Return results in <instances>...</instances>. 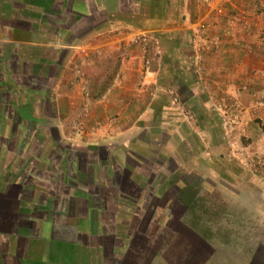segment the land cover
<instances>
[{"label": "crops", "instance_id": "1", "mask_svg": "<svg viewBox=\"0 0 264 264\" xmlns=\"http://www.w3.org/2000/svg\"><path fill=\"white\" fill-rule=\"evenodd\" d=\"M214 2L0 0V264H264L262 244L259 252L245 249L241 257L229 259L217 232L195 207L203 192L215 187L208 176L230 170L210 167L212 154L205 152L188 158L194 168L183 173L200 183L165 185L167 176L183 172L182 159L168 153L167 140L136 137L147 129L141 122L150 104L133 120L125 116L132 104L124 101L129 90L118 89L119 80L151 84L158 74L138 69L145 61L136 43L140 34L153 39L152 47L161 53L153 62L166 64V50L174 51L171 42H182L191 32L180 24L181 17L197 23L214 10ZM204 31L210 46L216 30ZM233 42L228 48L235 61L227 68L216 55H207L205 73L212 84L242 74ZM102 73L112 82L101 99H89L87 80L92 88ZM209 89L212 95L223 92ZM92 104L107 108L110 116L123 111L124 120L83 136L79 131L86 124L74 116L89 112L102 118L93 114ZM234 128L229 125L228 131ZM153 143L158 151L149 147ZM92 147L103 150L105 160L79 151ZM129 154L175 167L170 172L161 164L149 171L133 168ZM190 187L197 191L194 197Z\"/></svg>", "mask_w": 264, "mask_h": 264}, {"label": "rangeland", "instance_id": "2", "mask_svg": "<svg viewBox=\"0 0 264 264\" xmlns=\"http://www.w3.org/2000/svg\"><path fill=\"white\" fill-rule=\"evenodd\" d=\"M214 4V10L202 16L197 23L186 14L181 17L180 24L185 22L191 27V32L182 42L181 38L171 42L170 47L174 51L166 50V64L153 62L161 53L152 47L153 39L140 34L136 43L140 45L145 61L138 69L141 72L155 70L158 74L151 84L145 80L128 83L119 80L118 89L129 90L130 95H124V101L132 104L125 116L133 120L142 115L144 107L150 104L141 122L147 129L138 130L136 137L149 140L151 136H156L158 141L167 140L168 153H175L182 159L183 172L167 176L165 185L170 186L181 180L191 185L200 183L199 178L183 173L194 168L188 158L201 157L205 152L212 154L209 157L210 167L230 170L227 174L208 176V181L215 187H208L197 199L195 207L203 222L215 229L217 238L226 246L224 251L230 254L227 257L231 259L241 257L245 249L249 252L254 248V251L259 252L258 246H264V5L256 0H215ZM179 18L178 15L175 17ZM208 27L209 31L216 30L215 34L213 32L215 36L209 39L210 46L203 38L204 29ZM230 40L234 41L231 48L236 52L235 57L241 60L237 63L243 72L236 80L216 78L215 84H212L205 73L207 55H216L215 61H220L227 68L235 61L231 59L234 51L228 48ZM211 63L209 61L208 66ZM87 81L91 95L89 99L92 100L101 99L99 94L107 91L112 82L104 77V73L97 75L92 88L89 79ZM212 86L223 92L217 90L214 95L209 94V87ZM197 87L203 92L200 90L193 95L191 89ZM230 87L234 88V94L226 93ZM207 100L212 103L209 110L204 106ZM91 109L94 110L93 114L96 111L102 113V118L94 119L89 112L90 118L85 116L87 112H79L74 116L86 124L82 122L85 131H79L83 136L87 132H103L107 130L105 127L111 124L118 126L124 120L123 111L110 116L106 112L108 109L103 106L92 104ZM229 125L235 128L228 131ZM165 135L168 136L166 139ZM230 135L233 141L222 142ZM149 147L152 151L159 150L158 143ZM82 150L88 154L95 153L98 161L105 160L104 151L100 148L79 151ZM114 152L118 153L117 146ZM129 155L132 160L128 164L133 168L149 171L161 164L170 172L175 167L170 161H152L142 158L143 154ZM153 178L154 183L159 181ZM91 179L94 181L95 176H91ZM196 192L190 187L189 196L194 197ZM261 252L263 257L264 251Z\"/></svg>", "mask_w": 264, "mask_h": 264}, {"label": "trees", "instance_id": "3", "mask_svg": "<svg viewBox=\"0 0 264 264\" xmlns=\"http://www.w3.org/2000/svg\"><path fill=\"white\" fill-rule=\"evenodd\" d=\"M257 3L264 5V0H256Z\"/></svg>", "mask_w": 264, "mask_h": 264}]
</instances>
